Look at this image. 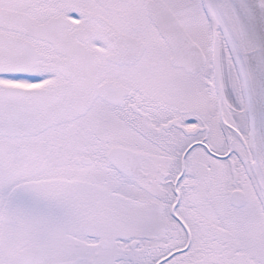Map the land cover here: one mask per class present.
Here are the masks:
<instances>
[{
  "label": "snow or ice",
  "instance_id": "6c2138e0",
  "mask_svg": "<svg viewBox=\"0 0 264 264\" xmlns=\"http://www.w3.org/2000/svg\"><path fill=\"white\" fill-rule=\"evenodd\" d=\"M0 264H264V0H0Z\"/></svg>",
  "mask_w": 264,
  "mask_h": 264
}]
</instances>
